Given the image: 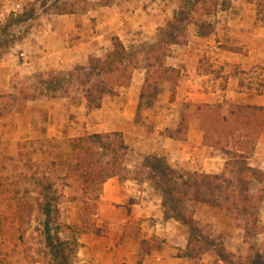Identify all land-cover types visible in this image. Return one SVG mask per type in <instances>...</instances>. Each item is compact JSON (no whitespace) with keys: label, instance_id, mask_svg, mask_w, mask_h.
I'll return each instance as SVG.
<instances>
[{"label":"crops","instance_id":"obj_1","mask_svg":"<svg viewBox=\"0 0 264 264\" xmlns=\"http://www.w3.org/2000/svg\"><path fill=\"white\" fill-rule=\"evenodd\" d=\"M88 1H91V7L85 11L47 19L46 28L33 30L28 38L16 43L0 61V96H5L0 98V157L7 153L11 155L25 142L35 141L39 144L54 138L73 139L85 134L84 122H88L87 118L91 116L87 113L85 97L81 105H73L65 99L53 101L37 96L27 100L23 109L18 110L16 103L19 100L15 98L38 70L47 76L52 71L71 72L77 66L87 65L89 56H100L103 51L108 50L112 36L120 37L129 51L143 49L147 42L156 44L160 38L159 30L167 27V20L171 16L155 0L151 5L135 0H115L110 6H101L100 0ZM234 2L237 5L241 3L239 0ZM245 3L250 7L252 5ZM240 13L239 24L245 30L240 38L241 42L235 43V46L245 45L249 40V56H244L235 49L220 50L215 47L216 38L220 34L200 36L195 24L187 26L185 43L171 45L166 65L179 68L181 78L177 87L166 82L159 92L163 103L164 100H170L173 91L176 90L177 93L174 101H169L170 108L166 105L157 107V116L166 114L160 124L161 128L176 130L182 117V114L177 117L178 110L185 104L190 113L199 104L222 101L264 107V93L259 94L255 90L241 91L240 79L237 82L235 78L226 76V87L224 83L222 85L221 79L215 78L213 72L207 74L200 70L201 53L212 49L216 50L212 51L217 57L215 63L237 64L243 71L264 62V51H258L256 47L258 42L264 40V26L256 24L255 10L248 12L244 8ZM145 76L146 67L141 60L133 73L131 85L121 93L120 97L126 96L122 106L116 105L120 99L118 96H108L109 100H103V105L96 108V113H101L102 116L111 113V122L106 127V132L123 133L129 147L126 157L128 167L136 168L143 165L147 157L158 155L165 159L171 169L181 172L214 175L225 172L227 163L232 158L204 143V131L196 117L189 119L186 139L172 137L167 133L146 131L145 126L149 122L145 118L146 124L144 120H139L138 112ZM204 80H210L209 88H205ZM14 101L15 106L10 108ZM110 105L113 107L110 108ZM71 113L78 115L76 120L79 123L70 122ZM99 123L100 126L92 128L97 129L94 133H103L105 125L100 122V118ZM252 156L246 159L250 162L249 167H256L255 169L264 173V131L259 134ZM42 157V153L39 158L34 156L33 161L40 162ZM148 171L152 174L157 172L153 169ZM146 174L142 178L139 176V179L121 180L113 177L104 183L98 210L92 215L96 230L86 228L84 208L81 210L78 207L74 196L63 201L61 213L64 208H70L64 213L67 224L83 227L78 236L76 264H211L210 259L204 257L214 256L209 250L202 251L205 254L202 257L185 256L189 241L187 228L180 219L169 214L162 188L154 184ZM263 181L253 182L262 186ZM64 189L67 196L74 195L71 182ZM200 206L210 209L211 204L193 202L190 205L193 210H197L194 219L208 227L216 218L208 213L199 215ZM261 219L260 217V221ZM260 221L258 224L263 225ZM241 230L238 228L236 232ZM228 231L227 236H230V228ZM240 235L243 236L242 233Z\"/></svg>","mask_w":264,"mask_h":264},{"label":"rangeland","instance_id":"obj_2","mask_svg":"<svg viewBox=\"0 0 264 264\" xmlns=\"http://www.w3.org/2000/svg\"><path fill=\"white\" fill-rule=\"evenodd\" d=\"M135 1H142L147 5L153 3V0ZM234 1L231 3V8L234 10L219 11L217 14L208 16L205 19L206 22L214 27L213 33L216 35L220 34V37L216 38L217 43L215 47L220 50L235 49L238 53L249 56L250 49L247 48V45L250 43L249 40L247 44L241 46H235V43L241 42L242 39L240 40V38L244 35L245 30L244 27H241V23L239 24V19H241L240 12L246 8L248 12L255 10L257 14V6L254 1L252 2L250 0H239L241 2L240 5H237L238 3ZM258 1L261 2V11L260 14L257 15L256 24L264 26V0ZM90 2L91 1L88 0H0V14H2L0 16V61L8 55L16 43L23 41L26 37L28 38L33 30L40 31L42 27L46 28V25H48L47 19H51L56 15L71 14L63 13L61 9L66 10L70 5H74L76 9L75 12H81L91 7ZM114 2L115 0L109 5H101L102 3L100 0L99 4L101 6H110ZM155 2L158 3V6L160 5V7H163L170 13L171 16L167 20V25L169 24V20H173V17L179 14L182 6H184V0H155ZM245 2L251 3V7ZM17 4H20L19 8H17ZM3 13L5 14L3 15ZM237 26H239L240 29H238ZM217 29H220V31H216ZM163 32L164 29H160L158 32L159 36L164 34ZM226 36H228V38H226ZM111 43L112 41H110V45ZM154 45L155 44L152 45L147 42L144 44V47H142L143 49L139 48L137 50H131L130 52L134 54H139L140 52L147 53ZM256 47L258 51H264V40L262 39L260 43L258 42ZM212 51L215 52L216 50H206L201 53L199 61L200 70L207 74L213 72L215 78L221 79L222 85L224 83L226 87L228 85V82L225 80L226 76L235 78L238 82V79L243 77V75L238 72L244 69L237 64L221 65L215 63L214 60H216L217 57L216 54H212ZM106 52L107 50L103 51L100 56L103 57ZM95 55L98 56L97 54ZM144 56L145 54L143 57ZM85 66L86 65L77 66L76 68ZM71 71L75 74H83L82 72L77 73L75 69ZM223 71L227 72V74L225 75ZM61 72L67 73V71ZM247 72L249 73L245 76V79L254 83V87L257 86L260 84L261 80L264 81V62L254 65ZM2 78L4 77L2 76ZM41 78L48 77L43 75L42 71L38 70L37 73L31 76L29 81H27L28 85L25 88H31L32 93L36 92L39 97H44L45 99L53 101L65 99L70 101L73 105H81V101L84 99V87L80 86L76 79L70 83L67 82L62 88L55 90L44 89L43 92H39L41 88L39 81ZM209 81L210 80L203 81L205 88H209ZM163 85L164 84L160 86L156 97H153L151 94H146V97H142L141 92L138 108L139 120H144L145 118V120L149 122L146 124L145 120L143 121L146 124V128L144 127L146 131H157L159 134L167 133L170 135L168 129L160 127L161 122L163 123L164 120L163 116H166V114L160 117L157 116V107L166 105L170 108V105H168L169 101L173 102L177 93L176 90L173 91L169 101L164 100L165 103L161 102L163 98H159V92H161ZM126 88H121L117 95H111L112 97L118 96L120 98L119 102H116V105L122 106L126 96H120L122 92H125ZM1 97L5 96L1 95L0 98ZM107 98L109 97L105 96L103 100H109ZM103 100L101 106L103 105ZM22 102L25 101L21 99L18 103L22 104ZM112 107L113 106L110 105V108ZM180 108L178 110V116L174 113L175 118L176 116L179 118V115L184 114V112L190 113L186 104ZM93 112L95 113L93 114ZM87 113L91 116L87 118L88 122H84L85 134L83 135L93 134L95 130H97L92 128L96 125L100 126L99 118L100 122L102 121L103 125H105V128L102 125L104 128L103 132H106V127H109V123L111 122V113L102 116L101 113H96V108L93 107H88ZM77 116V114L71 113L70 122L79 123L76 120ZM16 150L11 155L7 153L2 154L0 157V264H42L41 261L33 262L31 256H35V258L39 256L37 254V249L41 246L39 240H44V234L42 233L44 216L41 212L35 210L32 217L26 214V222L24 225L20 226L17 216V199L15 197L17 189L20 190V195H22L26 191V188L31 189L34 187V182L41 181L44 186H52V190L55 191L57 199L56 204H58L60 209L58 219L63 223H67L64 213L67 209H70L69 207L64 208L63 213H61L63 201H66L65 199L67 197L72 199L74 196L78 201V207L82 210L85 207L86 198H91V193L85 191L83 181L70 170L69 165L74 162L75 158V151L72 148L71 139L66 138L65 140H57L54 138L53 140H47L39 144L35 141L25 142ZM41 153L43 159L40 162L36 161V163H32L33 157L39 158ZM249 163L250 162L246 159H240L232 160L227 164L224 172L226 183L224 184H230V189L233 191V195H227L230 196L229 201H224L225 197H222L220 199L222 201L220 205L211 204L210 209L200 206L199 215L208 213L211 217L216 218V221L212 224L209 223L210 225L208 227L202 226L197 219H194L197 210H193L190 207L194 201L184 203L182 208H180L176 204L172 192L169 190L166 179L158 172L152 174L148 171V169H152L155 166L159 169L167 165L162 156H149L143 161V165H139L136 168L128 167L127 162L126 166L130 170L134 169L137 176H140L139 178H142L143 174L145 175L146 172L149 173L150 175L146 174V176H149L154 184L159 185L165 191L164 202L165 206L168 208L169 214L180 219L185 228H187L189 237L190 235H195L203 238V248L201 247V249L194 251L196 258L205 255L202 251L209 250L214 253V256L204 257L209 258L211 264H264V178L262 180V186L259 183L252 182L251 188L249 187V189L246 190L240 176L249 172ZM25 176H27L28 179H26ZM70 182L72 188H74V195H71V197L64 193L65 186ZM203 183H205V181ZM216 184L217 186L222 185V183H218V181ZM31 196L33 198L36 197L37 192H32ZM246 198L248 199V203L252 204V206L247 209L248 211L245 210L248 204L245 203ZM33 201L36 202V200ZM83 202L84 204L82 205ZM231 205L232 207L234 205L235 208L228 210L227 207ZM256 208L258 211H256ZM54 216L55 215H53L52 219L55 218ZM223 216H229V218L225 219ZM260 217L262 218L261 221ZM84 221L86 228L90 230L91 226L95 225V223H93V216H91L90 219L87 217L86 219L84 218ZM259 221L263 222V225H259ZM78 228L79 227L76 226L77 231ZM229 228L232 234L227 236ZM238 228L242 229L241 232H236ZM79 229L82 231L83 227ZM74 231L75 229L65 230L60 236L63 239L69 238L72 240L75 235H80L79 232L74 233ZM241 233L243 236L240 235ZM242 238H244V241Z\"/></svg>","mask_w":264,"mask_h":264},{"label":"trees","instance_id":"obj_3","mask_svg":"<svg viewBox=\"0 0 264 264\" xmlns=\"http://www.w3.org/2000/svg\"><path fill=\"white\" fill-rule=\"evenodd\" d=\"M113 0H101V5H109ZM254 1L257 6V15L260 14L261 7L258 0ZM232 0H184L179 14L169 21L168 27L164 28V34L159 41L147 53L140 52L134 54L130 52L120 37L113 36L111 45L106 54L101 56L91 55L87 65L82 68H75L73 71L63 73L52 71L47 74L48 78H41L39 81V92L44 89L55 90L62 88L67 82L77 80L80 86L84 87V97L88 107L99 108L105 96L117 95L121 88L131 85L133 73L140 65L141 60L145 63L146 76L142 89V97L151 94L153 97L158 95L160 86L166 82L176 86L181 78L179 68L168 67L166 58L170 53V46L177 43L186 42V30L190 24H195L200 36H209L214 32V27L206 22L208 16L215 15L219 11H227L231 7ZM63 13H75L74 5L68 9H61ZM145 56L143 57V55ZM143 57V58H140ZM243 75L240 78L239 88L241 91L255 90L257 93H264V81L254 87V83L246 80L245 76L249 72L239 71ZM31 88H23L15 98L25 102L34 99L38 95L32 93ZM25 102L16 103L18 110H22ZM15 106L12 103L10 108ZM196 117L199 119L204 131V143L221 153H225L232 160H245L250 158L255 150L259 134L264 131V107L256 105L234 104L227 101L215 104L202 103L196 106L193 113L184 112L176 130H169L172 137L186 139L187 126L189 119ZM72 148L75 151L74 162L69 165L72 173L76 174L82 181L86 192L91 193V198H86L84 212L85 219L97 212L99 198L106 181L113 177L121 180L128 178H138L135 170H130L126 166V157L129 147L125 142L123 133L120 131H110L103 133L86 134L71 139ZM32 163H36L33 162ZM153 164V163H152ZM228 164V163H227ZM152 167V165H151ZM153 170L160 173L169 186L170 192L175 197L176 204L182 208L184 203L189 201L206 202L212 205H220V199L229 201L233 191L230 184L226 183L224 172L220 175L203 173H185L171 169L165 165L162 168L156 166ZM249 172L242 174L241 181L246 190L251 188L254 180L262 181L264 173L258 169L248 167ZM26 179L27 176H25ZM139 179V178H138ZM205 181V183L203 182ZM222 183L217 186L216 182ZM52 186H44L41 181L34 182V187L26 188L20 195L17 189V216L20 226L26 222L25 216L32 217L35 210L44 216L42 233L44 240H39L41 245L37 249L38 258L31 256L33 262L42 264H75L78 248V235L72 240L61 238V233L65 230H74V233L81 230L76 229L75 225L61 222L58 218L60 209L58 207L55 191ZM37 192L36 197H32V192ZM163 194L165 191L162 189ZM230 195V196H227ZM36 200L34 202L33 200ZM245 203H248L246 198ZM248 203L246 207L250 208ZM228 206L227 209H234ZM256 211L257 208H256ZM55 215L54 219H52ZM92 230L97 228L92 225ZM201 237L190 235L186 257H195L194 251L203 246ZM203 248V247H202Z\"/></svg>","mask_w":264,"mask_h":264},{"label":"built area","instance_id":"obj_4","mask_svg":"<svg viewBox=\"0 0 264 264\" xmlns=\"http://www.w3.org/2000/svg\"><path fill=\"white\" fill-rule=\"evenodd\" d=\"M20 7V4H17V8H19ZM21 55H23V54H21Z\"/></svg>","mask_w":264,"mask_h":264}]
</instances>
